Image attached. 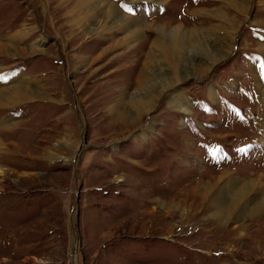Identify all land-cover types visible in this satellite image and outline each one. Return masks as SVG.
<instances>
[{
  "label": "rangeland",
  "instance_id": "374dc122",
  "mask_svg": "<svg viewBox=\"0 0 264 264\" xmlns=\"http://www.w3.org/2000/svg\"><path fill=\"white\" fill-rule=\"evenodd\" d=\"M244 1L249 12L224 0H110L124 22L211 29L230 48L176 85L187 112L164 92L128 122L112 114L123 92L159 90L139 85L148 54L160 57L155 31L91 38L78 0L46 3L53 15L40 0H0V88L30 79L44 93L0 105V264H264V209L246 210L264 195V0ZM243 185L241 203L214 204Z\"/></svg>",
  "mask_w": 264,
  "mask_h": 264
},
{
  "label": "bare ground",
  "instance_id": "6f19581e",
  "mask_svg": "<svg viewBox=\"0 0 264 264\" xmlns=\"http://www.w3.org/2000/svg\"><path fill=\"white\" fill-rule=\"evenodd\" d=\"M40 1L41 3L38 2L37 4H40V7L44 8V14L46 13L47 15L49 13H52L53 15L54 10L49 11L46 3L54 0ZM130 1L135 2L137 0ZM154 1L159 3L165 2V0ZM224 1L230 3L236 10L249 12V8H247L246 2L244 0ZM76 9L78 10L77 12H75L76 14H78L76 22L81 24L82 30L87 33V35H90L91 38H97L106 34L109 35L117 30L124 29L128 31V35L125 39L132 40L133 38H136L140 35L142 26H147L157 34L156 40L151 45V48H154L159 56L163 59H160V57L156 56V59L151 62L153 53L151 52L148 54V58L146 59L147 61L145 63V69H148V71L145 73H140L139 85L144 86L145 83L147 84L148 82H150V85L152 87L159 88V90L154 93H137L135 91L133 95H127L123 92L120 99L115 103L116 106H114L112 109L114 118H119L123 121L127 120L128 122H132L134 119H137L138 116H140L142 113H146V111L151 107L152 100L156 97H159V95L164 92L169 97L168 102L175 105V108L178 111L187 112V102L184 99L182 91L176 89V85L179 84L183 77L192 74L194 68H199L198 73L200 75L208 72L215 65V63L220 61L221 58H223L230 52V48H228L229 45L223 46L219 37L216 38L210 32L211 29L195 28L189 30L185 28L184 25L178 24L168 30L165 26H155L154 24L146 23L144 24L142 19H138L137 21L131 19L124 22V19L129 16L124 15L122 11H120L115 6L114 3L110 2V0H78ZM207 13H212V15L216 19H223V17H225V15L222 14L221 11L217 10L208 11ZM228 26L232 31L233 29H235V24H229ZM223 30L224 32H226L225 29ZM28 34V30L18 31L17 35L14 36V38L18 41L23 39ZM79 36L80 35L75 37L78 38ZM73 41L74 40H72L71 42ZM87 43L89 42L81 43L80 45L83 46ZM143 45L141 46L143 47ZM3 47L4 45H0V48ZM138 48L140 47L136 45L131 48L130 51L134 52ZM257 49L260 51L261 56L264 59V40L262 43L258 44ZM256 80L257 86L260 87L261 84L259 83L258 78H256ZM164 85L167 86L164 87ZM168 91L170 92L166 93ZM261 91H258L259 98L261 99L262 110L261 118L258 120V123L259 126L264 128V93ZM43 94L44 93L42 92L41 88L36 85L35 81L27 79L19 82V79H17L14 85L0 88V105L7 106L6 108H9L24 103L22 102V100L24 99L32 100L38 97L42 98ZM208 94L211 99H215L214 90H212V88H210ZM89 97H92V95L90 94ZM129 106L134 107L135 110L130 111L128 108ZM128 117L130 118L128 119ZM2 125L3 129H8L9 127H12L11 125L13 124H11L10 121H4ZM63 158L64 157L60 156L57 159ZM229 188L231 190H229L228 192L230 193L233 190L232 194L223 193L219 196H216L217 198L214 199V204L221 206V209L229 210V206L232 205V203L236 205L241 203L243 200H245V195L248 191V188H246L245 185L239 187L238 191L235 190V186H229ZM261 195L257 196L256 199H254L255 202H252V204L250 202L251 205H248L249 207L246 208V210L257 212V209L259 208L264 209V195Z\"/></svg>",
  "mask_w": 264,
  "mask_h": 264
},
{
  "label": "water",
  "instance_id": "95a60500",
  "mask_svg": "<svg viewBox=\"0 0 264 264\" xmlns=\"http://www.w3.org/2000/svg\"><path fill=\"white\" fill-rule=\"evenodd\" d=\"M84 138V137H83ZM82 138V139H83ZM81 148V147H80ZM74 209H75V207H74ZM74 212V211H73ZM75 247H76V239H75V237H74V241H73V246H72V248H71V251H72V258H75ZM72 264H75V261H72Z\"/></svg>",
  "mask_w": 264,
  "mask_h": 264
}]
</instances>
